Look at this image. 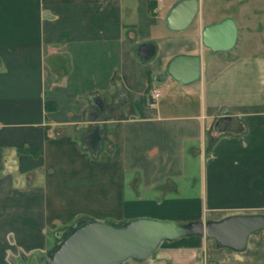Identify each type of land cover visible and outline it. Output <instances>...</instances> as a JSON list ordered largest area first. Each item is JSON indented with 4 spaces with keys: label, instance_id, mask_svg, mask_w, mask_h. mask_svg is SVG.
<instances>
[{
    "label": "crops",
    "instance_id": "obj_1",
    "mask_svg": "<svg viewBox=\"0 0 264 264\" xmlns=\"http://www.w3.org/2000/svg\"><path fill=\"white\" fill-rule=\"evenodd\" d=\"M178 1L0 0V264H37L79 218L264 215L263 39L239 53L252 32L239 21L237 46L212 54L202 30L227 17L203 21L199 0L194 25L171 32ZM145 43L150 63L136 55ZM177 55L201 57L198 82L158 81ZM96 123L93 156L83 138ZM127 264H264V231L244 252L191 237Z\"/></svg>",
    "mask_w": 264,
    "mask_h": 264
},
{
    "label": "water",
    "instance_id": "obj_2",
    "mask_svg": "<svg viewBox=\"0 0 264 264\" xmlns=\"http://www.w3.org/2000/svg\"><path fill=\"white\" fill-rule=\"evenodd\" d=\"M199 14V0H180L168 12L164 25L171 32H184ZM202 45L212 54L229 53L238 43L239 28L227 17L202 30ZM157 54L153 43L138 46L136 55L143 63L152 62ZM201 57L177 55L166 65L159 82L172 79L182 85L200 80ZM102 109L104 101L95 100ZM104 127L100 123L83 138L92 151L101 150ZM264 231L263 214L234 215L221 221H194L180 225L170 220L135 218L114 225L102 220H89L77 225L66 235H59L57 246L48 253L36 255L37 264H127L144 262L154 257L165 242L201 237L212 240L219 248L244 252L252 236Z\"/></svg>",
    "mask_w": 264,
    "mask_h": 264
},
{
    "label": "rangeland",
    "instance_id": "obj_3",
    "mask_svg": "<svg viewBox=\"0 0 264 264\" xmlns=\"http://www.w3.org/2000/svg\"><path fill=\"white\" fill-rule=\"evenodd\" d=\"M203 2V15L201 13L203 21H219L223 17H231L238 23L246 21V25L252 32H250L248 42L238 51L239 53L248 55L260 51L262 49L259 43L261 37L264 50V0H203ZM242 26L244 33L245 26L244 24ZM209 54L208 58H211ZM218 54L224 56L225 53ZM23 256L24 254L21 253L20 258L22 259Z\"/></svg>",
    "mask_w": 264,
    "mask_h": 264
},
{
    "label": "trees",
    "instance_id": "obj_4",
    "mask_svg": "<svg viewBox=\"0 0 264 264\" xmlns=\"http://www.w3.org/2000/svg\"><path fill=\"white\" fill-rule=\"evenodd\" d=\"M45 107H46V109H47V111L48 112H50V111H54V110H56V106L53 104V103H47L46 105H45ZM101 136H103V131L101 132ZM104 138V137H103ZM101 145H102V143H101ZM86 146L88 147V149H90V147L86 144ZM101 148H102V146H101ZM91 150V149H90ZM102 150H99L97 153H95L94 151H92V154H93V156H97L100 152H101ZM26 152L28 153H30L31 151L30 150H26ZM90 219H88V218H79L78 220H77V222H76V226L77 225H80V224H83V223H85V222H87V221H89ZM109 223H111V224H114V225H119V224H116V223H113V222H109ZM72 230V228H70L69 230H66V232L63 234V237L64 236H66L70 231ZM60 241V240H59ZM56 246H57V244H56ZM55 246V247H56ZM54 247V248H55ZM53 248V249H54ZM52 251V250H51ZM51 251L48 253V255H50L51 254Z\"/></svg>",
    "mask_w": 264,
    "mask_h": 264
},
{
    "label": "built area",
    "instance_id": "obj_5",
    "mask_svg": "<svg viewBox=\"0 0 264 264\" xmlns=\"http://www.w3.org/2000/svg\"><path fill=\"white\" fill-rule=\"evenodd\" d=\"M161 97V92L159 90H152L149 94V104L150 106H155L158 102V100L160 99Z\"/></svg>",
    "mask_w": 264,
    "mask_h": 264
},
{
    "label": "flooded vegetation",
    "instance_id": "obj_6",
    "mask_svg": "<svg viewBox=\"0 0 264 264\" xmlns=\"http://www.w3.org/2000/svg\"><path fill=\"white\" fill-rule=\"evenodd\" d=\"M24 257H25V255L23 256L22 260L26 259V258H24Z\"/></svg>",
    "mask_w": 264,
    "mask_h": 264
}]
</instances>
